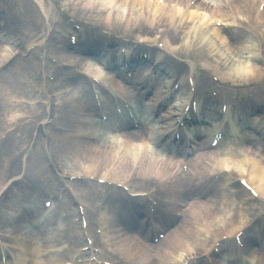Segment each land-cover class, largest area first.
Here are the masks:
<instances>
[{
    "label": "bare ground",
    "instance_id": "1",
    "mask_svg": "<svg viewBox=\"0 0 264 264\" xmlns=\"http://www.w3.org/2000/svg\"><path fill=\"white\" fill-rule=\"evenodd\" d=\"M31 1L33 4L28 2L30 11H34V13H36V9L33 5L37 6L39 12L42 14L43 21L46 23L52 12L45 5L44 0ZM67 1L69 2L70 0ZM72 1L75 2L74 5L77 7V12L80 13V15L89 17L94 14L102 22L101 26L103 29L109 33H112L114 30H118L122 38L135 39V41L142 40L147 43L156 42V36H159V40H161L165 50L169 52L176 51V45L180 41L184 40L185 42L187 40L185 47H183L186 49L192 38L197 37L195 47L196 49L200 48L203 50L205 53V59L209 60L210 57L212 58L218 56V59L223 61L222 64L219 63V66H216L207 60H203L205 68L216 72L218 77L224 81L242 84L255 80L261 75L262 67L260 65V59L253 55L250 42L248 43L249 47H246V44L242 42L243 37L241 34L244 30H241V28L238 27L236 29H230L229 26L230 23L240 25L241 23H239L237 17L243 18L245 11L248 9H252L254 15L255 9L260 0H214V6L210 5L206 0H163L162 5H158V0ZM189 1H194V5L191 8L186 7V4ZM175 5H177V8H175ZM0 10H2L0 18L3 15L7 16V10L1 5ZM205 10L208 12V15L203 17L202 21L199 23L194 22V20H196V18L202 13L201 11ZM211 20L222 21L223 28L218 30L215 26H211L209 31H203L202 26L206 28L208 24H211ZM136 25H140V32L133 31L132 27ZM258 27L264 29V10L260 18L258 20H253L251 26L249 27L253 37L261 40L260 34L262 31L258 29ZM245 28L247 27L245 26ZM4 30L8 31V29H3V31ZM42 30L45 32L43 28ZM35 36L36 35H33L28 39V41L32 42ZM79 41L81 48L77 52V57L82 55L84 56L79 58L78 61H72L70 64L78 63L79 61L80 62L78 64L82 63L83 60L87 58L86 54H94V58L96 59L98 56L96 51L98 49L91 47L90 45H85L84 40L81 38ZM22 43V41H16L13 45V49H19V47L22 46ZM101 43H105V45L117 46V44H112L106 39H104ZM32 44L33 43H31V45ZM36 47H39V44H37ZM65 47L71 50L69 46L66 45ZM126 51L130 52L131 58L137 59L138 61H141L142 64L149 65L154 69L165 70L166 73L170 74L173 78H181L183 75L189 76L192 71L195 70V67L189 63L182 66L177 65L176 69L171 71V68L168 66L170 65V61L166 59L165 64L161 61L165 55L161 53L157 54L154 53V51L149 50L146 52L147 57H143L142 52H136L133 45L128 46ZM245 52L250 55L249 58L247 55L246 58H242V56L245 55ZM64 53L66 55L74 54L73 52L70 53L67 51ZM226 53L236 55L238 61L234 62L229 60L226 57ZM241 54L242 56H240ZM261 54H264V52ZM7 60L8 59H6L5 56L2 57L0 49V66L6 65ZM244 60H246V62L248 60L249 64L244 62ZM97 61L104 68L111 69L109 67L112 64L113 59L110 62L101 60ZM29 64L30 63L26 61L20 62L18 65L20 68L29 69L32 66ZM11 72L12 71L9 70L8 75H10ZM197 79L198 80L193 87V95L205 94L207 92V86L210 83L203 76H200ZM0 80V116L4 113L6 114V118L8 120H14L12 121L14 123L16 121L14 115L27 106H24L25 104L11 103L13 100H18V80H11L8 76L1 77ZM137 81L141 83L140 90L142 92L138 95V97H141L139 98V101L142 97H144V94L148 95L152 92L151 97L153 100L150 102V115L153 110H158L159 112L160 108H166L167 101L173 97L172 91H165L163 85L159 83L156 84V82L152 86L150 77L146 78L144 75L139 74V72H133V81L131 82L136 83ZM107 82L113 89L119 92H127L125 91L122 83L128 84L129 82L121 74H119L118 78H115L113 81L107 80ZM183 91H185V89L181 87L179 89V94H182ZM161 95H164V97L161 98ZM190 95L191 92L189 88H187L185 98L180 100L182 102L179 104L183 106V109L190 101ZM61 96L64 98L63 106L67 107L70 111L69 117L72 119L69 125L71 136L74 137L76 134L84 139L89 138L90 135L94 136L91 129L93 128L92 125L96 124L84 121V118L87 117V114L92 110L91 105H80L71 96L70 92H64ZM204 98L201 97L200 103H204L206 100ZM109 101V98H103V105L105 106L108 114L111 113ZM204 105L205 104H203V106L201 105V108L199 107L200 105H198L197 109H201L202 113L204 112V123H201V126H204L207 132H205L203 136H194L195 141H200L201 138L208 139L213 137L214 133L217 131V128L211 129L209 126L212 122H216L220 116L217 115V112L211 110V107H209L208 109L210 110L207 111ZM156 106L157 108H155ZM138 107L143 113L145 112L143 106ZM170 110L171 108L168 107L167 111L164 113L162 112V116L156 119V139L160 145L166 146L168 151H174L172 145L175 144H172L170 138L171 134L178 129V123L181 115L178 117V120H175L174 114L171 115ZM256 110L257 106L247 103V105L240 110L242 119H244L242 115H251ZM34 114L35 113L26 112V119L28 120L30 126L25 130L22 129L19 136L14 138V133L9 135L11 139L7 143V156L0 161V195L4 194V191L6 190L4 188L5 185L12 179L16 178L18 170L20 171L21 169L18 161L20 156L25 153L29 143L31 142L29 133L36 132L40 135L42 131L46 133V129L42 126H39L38 130L36 129L38 124L37 121L40 116ZM227 114H230V110H226V115ZM49 116L51 117V114ZM1 124L3 123L0 121V135L5 129V127H2ZM255 129L256 131L259 130V128ZM14 130H16V127ZM140 131L143 136H146L147 129L143 124L140 125ZM237 131L238 129H235L233 133H236ZM151 132L152 131L149 130L150 134ZM259 132H261V130H259ZM257 135L258 139L255 142L261 143V134H258L257 132ZM140 139L141 136L135 138L132 134H123L122 139L119 142L102 140L92 144L87 141L73 139L68 135L58 134L53 136L49 143L51 142L57 148H65L67 151H70L72 159L69 164L74 168L76 173L66 171V168L63 167L60 161L53 159L56 155H50V160L61 174H66L67 176L87 175L98 176L101 178L105 168L116 158L117 163L109 172L110 180L121 182L127 179L129 168L134 162H138L135 176L137 174H142V176L145 177L156 175L158 178H164L168 172L174 168L169 167L165 163L166 161H162L159 156H152L143 150H138L135 145V141H139ZM252 141L253 140L249 138H244L242 141L244 146L238 151V154H227V157L222 159L218 157V148L215 150H209L207 154H197L195 160L189 164L191 184L194 188L193 193L194 196H197V198H193L190 202L184 204L183 206L180 205V203L184 201L185 197L172 196L168 198L167 206H169V209L178 211L177 208H180L183 212V218L180 221L173 220L172 218H169L168 220L160 218L158 220L161 226L167 229V236L157 245L156 250L152 254L144 245L139 244L141 241L139 237L134 236L131 237L130 240H127L122 237L120 235V231L117 230V228L121 226L120 222H124L125 226L131 228L132 230H136L139 228L140 224L137 220H135V218L141 216L142 221L146 220V214L143 211L130 212L129 215L126 214V216L123 217V213L119 210L121 204L123 202H128L129 205H131L132 202L129 200L122 201L120 199V192L117 193V196L111 192L108 193L111 196L110 207L105 211L102 236L100 239H98L99 237H94L95 245L104 249V255L106 257L113 259V257L117 256V260H122L126 262V264H179V262L183 263L188 256V253L185 254L186 245L191 246L195 251H200L199 254H201L207 250L208 246L211 244L210 242L213 240V242L217 241L216 238H211L209 232L199 224V221L205 222V220H207V223H213L216 227L215 229L221 234H231L237 231L245 223L243 224L242 221H237L235 216L237 205L236 199L234 201L233 198H231L234 197V191L232 192L234 189L232 179L229 178L227 174H224L216 181L214 178L207 181V178L210 175H215L222 169L228 170L229 166L227 163L231 161L234 164V174L240 178L244 176L247 184H251L253 188L260 190V192L264 195V161L259 163V159L254 160L253 158L248 157V151L251 153L254 149ZM179 142L182 143V141ZM38 144L42 147L41 140H39ZM187 150H189V147ZM251 154L254 155V152ZM37 158L40 159L39 155ZM32 165L36 167L28 166L26 171H29V169L36 170L38 167L43 173V168L37 166V159L34 163H32ZM10 166L14 167L13 173L16 175H12L13 173L11 174V170L9 169ZM132 179L129 181L131 188L135 190L142 188ZM211 180L212 182L209 183ZM33 182L35 185L34 191L40 196H43L46 193L52 194L54 193L53 191L56 190L55 188L52 190V188L47 185L49 181H47L44 177L41 178L40 175L33 177ZM227 185H230V187H226ZM33 195H35L33 192L24 193L23 197L27 196V198H23L22 201H27V199L32 198ZM93 195L94 193H92V196ZM87 196L90 197L91 194L86 193L85 198H87ZM61 206L67 212H73L72 205L69 200L68 203H61ZM42 210L43 209L37 207V204H33V206H22L21 210L12 207L9 210V216H3L0 220V231L1 228H4V226L9 223L12 224L13 230L18 229L20 227L19 222H21L24 217H27L25 223H28L32 231L35 232V235L39 236V242L36 244V248L34 246L32 247L33 243L28 237H26L25 241L22 243L23 248L27 251V255H29L27 258L25 257L27 264H60L59 260L55 259L52 255H49L40 261L36 260L35 256L38 253L41 255V253L45 250L55 248L59 245L58 241L54 240L57 233L61 234L65 243H69L73 245V247H77L79 239L78 236L74 234V228L71 226H67V228L61 231H57V229L52 228L44 229L43 226L37 228L36 224H39L38 220L44 212ZM174 222L175 224L173 225ZM148 224L149 223L146 221L145 227H147ZM53 231L55 232L54 235ZM8 242L12 245H16V241L12 238V236H10ZM225 246V243L221 244V248ZM229 246H232V244L229 243ZM260 250L264 251V248L260 247ZM228 252L229 248L224 249L225 256L228 255ZM231 252L232 255L230 258L236 263L239 253L236 249H232ZM252 254L254 255L253 251ZM178 259L179 261H177ZM262 260L263 258L261 259V257H258L259 264L263 263ZM16 261L19 264L21 260L18 259Z\"/></svg>",
    "mask_w": 264,
    "mask_h": 264
},
{
    "label": "rangeland",
    "instance_id": "2",
    "mask_svg": "<svg viewBox=\"0 0 264 264\" xmlns=\"http://www.w3.org/2000/svg\"><path fill=\"white\" fill-rule=\"evenodd\" d=\"M6 1L7 3H3V4L5 6H8V2H10V6L12 10L14 11L12 15L9 14L13 21V22L10 21L9 25L14 27V25L17 24V27L14 28V33L16 34L20 33V37H21L20 39L23 42L22 46H20L19 49L15 51L16 55L13 57L14 60L12 63L13 64L12 72L10 75H8V78L11 80L16 79V80L25 82L23 86L19 87V91H18L19 98L18 99L28 102L30 104H32L35 101H40L42 103L45 98L44 96L47 93L53 96L51 100L54 104H57V105L61 104L62 99L60 98L59 93L63 91L64 89H67V87L70 86V85H63L62 83L63 77L67 76L68 74H71V76L73 75V77L76 78V75L72 69H67L66 67H64L65 65L63 64L64 59L66 58L68 59V56L66 57L63 56L61 53V50H59L58 48L59 45L61 47L62 43L64 42L67 43L66 33H63L61 31L60 26L56 27L55 32L53 31L54 34L52 33L51 35H45L44 32H42V28H44L46 31L51 29L50 24L54 16H58L62 22L61 25L66 26L68 29L70 28L69 26H67V23H77L82 26V30L84 34L88 33L89 28H91L93 31H96L99 34L98 36L95 37L96 42L102 39V37L109 38V36H112L111 39L115 43L124 40V38L120 37L118 30H114L112 33H109L108 31L103 29V27L100 25L101 23L98 21V18L94 14L89 17H84L75 10V7L73 4H70L66 0H44L46 6L50 10L53 11V14L48 20V23H45L43 21V17L41 16L40 13H38L36 7H35L36 13H34V11L33 13L31 12L28 9V5L26 4L25 0H6ZM54 2H56L55 5H57L56 7L59 11L58 14L56 13L57 10L56 12L53 10ZM238 20H241V18L238 17ZM242 21H246V18L242 19ZM2 25H3V22H0V26ZM20 26L22 27L20 28ZM229 26H230V29L241 27L233 23H230ZM134 28L138 29V26H133L132 29L134 30ZM26 32L29 33L28 34L29 36L36 35L34 37V40L38 39L43 44V47L40 48L39 51L30 50V48L32 47L27 48L28 41L24 40L26 36L25 35ZM56 32L60 35V38L59 36H56L57 35L55 34ZM43 36H46V38H48L47 43L43 42ZM241 36L243 37L242 42L246 44V47H249L248 43L250 42L253 55L258 57L261 60V67H262L261 75L257 79L252 80L248 83L238 84V83H233L231 81H226L225 85L221 84L217 88L214 86V88L212 87L208 91V93L212 95H215V94L221 95V96L226 95L228 98H231V101L233 104H236V103L239 104L240 102L246 103L244 100V97L246 94L249 95L248 92H250L249 90L251 89H254L255 91H257V93L259 92V89H261L264 92V54H261V51L264 50V43H262V39H261V42H258V40H255V38L251 36L249 33H242ZM0 37H1V42H2L0 44L1 45L0 47L1 55L2 57L4 56L6 57L8 55L9 50L12 49V42L13 43L16 42L15 36L13 33H10V32L7 33L3 31V32H0ZM125 40L128 42H133L136 45L135 40H130V39H125ZM158 40H159V36H156V41ZM138 42H139L138 43L139 48H141V46L144 47V48H141V50L147 47H150L153 49L156 48L155 42L154 44L152 42H149V43L145 41L143 42L142 40H139ZM196 42L197 40H193L191 43L193 47L192 53H189V54L187 53L190 48V47L189 48L187 47L186 49H178L177 50L179 51V53L177 52L178 54L165 52V55L167 54V57L171 61L174 62V63L172 62V65H175V63H179L180 65V64L187 63L188 61L192 60V62L195 64V68H196L195 71L197 72L202 71L206 79L210 83H212V85H214V82H213L214 78L211 76L210 72H207V70L204 67V62L201 60V56L205 58V53L200 48L196 49L195 47ZM177 48L178 46H176V49ZM195 54H198V56H196ZM246 55L248 56V58L250 57V55L247 54L246 52H245V55L242 56L241 54L240 56H242V58L244 57L246 58ZM46 56L57 58L59 59L60 63L59 64L49 63L45 59ZM226 57L229 60H232L234 62L238 61L237 56L234 54L226 53ZM26 59H28V62L30 63L29 65H32V66L29 69L20 68V66H18V62L25 61ZM206 60L207 59H205V61ZM207 61H209L210 63L216 66H219V63L221 64L223 63V61L218 59V56L212 57V58L210 57V59ZM244 62H246V60H244ZM246 63L249 64L248 60ZM76 69L78 68H75V70ZM250 102H253V101H250ZM263 102H264V97H262L259 100L258 102L259 107H261ZM29 107L30 108L24 107L25 109L23 108L20 111H18V113L14 115L15 120L25 121L24 119H26V115H25L26 112L27 113H37V114L41 112L43 114L44 112V104H40L39 106L34 105V106H29ZM58 109H60V107H57V110ZM55 115L57 116V114ZM4 116L6 115L2 114V116H0V121L3 123L1 124L2 127H4L9 122L7 121V118H5ZM66 121L67 120L64 119L62 122H58V123L59 125H65ZM24 128H26V126ZM47 133L50 135H53L51 129L47 131ZM19 135H20L19 133L14 134V136L16 137ZM36 137H38V134L31 133L32 140H37L35 139ZM4 141L5 139L0 144V161L4 159L8 153V148H7L8 144L6 145V143L9 142V139L5 142ZM49 150L52 151L53 153H56L59 156L61 155L60 153H58V150H55L54 148L49 147L48 152ZM43 152L44 150L40 148L39 146L35 147V153H34L35 155L36 154L41 155ZM41 162H42V165L45 167L44 171H46V172H43V176L46 177L47 173L50 174L51 169L48 166L45 159H43ZM65 170L66 171L70 170L71 172L76 173L74 168L70 164L66 165ZM53 184H54V187L57 188V190L61 191V187L57 184V182H54ZM100 187L101 186L99 185L97 187V192L99 193L103 189V188L101 189ZM75 189H78V190L85 189L86 192H88L89 190L93 189V186L88 187L87 184H84L83 182H79L75 184L74 190ZM96 199L97 197H95L91 202H89V204H93L96 201ZM236 200H237L236 201L237 210H235V213H236L235 216H236L237 221H242L243 223H246L251 218H254V219L258 218V220L254 223L253 227L259 230L260 224L264 223V216L261 215V213L264 212V208L261 205L260 201L253 200L245 192H242V195L237 194ZM58 226L59 227L64 226V224L58 225ZM262 245L264 246V234L261 235L260 243L258 245H255V247L251 248V252L253 250L256 251L258 248L260 250V246ZM261 255L262 257H264V251L263 253H261ZM249 260L253 262L254 264H258V257L251 255Z\"/></svg>",
    "mask_w": 264,
    "mask_h": 264
}]
</instances>
